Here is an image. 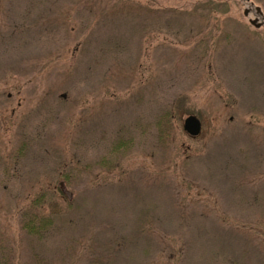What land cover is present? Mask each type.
<instances>
[{"label": "rangeland", "instance_id": "obj_1", "mask_svg": "<svg viewBox=\"0 0 264 264\" xmlns=\"http://www.w3.org/2000/svg\"><path fill=\"white\" fill-rule=\"evenodd\" d=\"M0 264H264V0H0Z\"/></svg>", "mask_w": 264, "mask_h": 264}, {"label": "water", "instance_id": "obj_2", "mask_svg": "<svg viewBox=\"0 0 264 264\" xmlns=\"http://www.w3.org/2000/svg\"><path fill=\"white\" fill-rule=\"evenodd\" d=\"M183 129L189 135L195 136L200 132L201 124L199 119L192 114H188L183 120Z\"/></svg>", "mask_w": 264, "mask_h": 264}, {"label": "trees", "instance_id": "obj_3", "mask_svg": "<svg viewBox=\"0 0 264 264\" xmlns=\"http://www.w3.org/2000/svg\"><path fill=\"white\" fill-rule=\"evenodd\" d=\"M58 190H59L58 194L63 196L64 194H63V192L60 190V188H58ZM62 196H61V197H62ZM62 198H63V197H62ZM48 217L51 219V216H48ZM30 221H33V220L30 219ZM32 224H33V223H28V224H27V230H28V231H29L30 228L32 227Z\"/></svg>", "mask_w": 264, "mask_h": 264}]
</instances>
